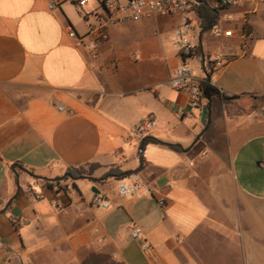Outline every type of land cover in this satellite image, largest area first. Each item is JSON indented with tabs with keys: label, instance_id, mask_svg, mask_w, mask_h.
<instances>
[{
	"label": "crops",
	"instance_id": "crops-1",
	"mask_svg": "<svg viewBox=\"0 0 264 264\" xmlns=\"http://www.w3.org/2000/svg\"><path fill=\"white\" fill-rule=\"evenodd\" d=\"M51 3L0 0V264H264V5L223 9L232 36L201 29L187 59L160 38L182 15L127 23L143 41L124 48L111 26L91 69L69 30L91 41L99 19ZM207 53L229 59L216 75L225 93L180 119L188 94L170 75L187 62L202 77ZM94 163L98 180H61ZM112 167L128 175L101 180ZM119 180L157 191L120 197Z\"/></svg>",
	"mask_w": 264,
	"mask_h": 264
},
{
	"label": "built area",
	"instance_id": "built-area-1",
	"mask_svg": "<svg viewBox=\"0 0 264 264\" xmlns=\"http://www.w3.org/2000/svg\"><path fill=\"white\" fill-rule=\"evenodd\" d=\"M98 4V8L86 10L91 2ZM69 2L77 7L84 15L94 16L99 19L98 25L91 29L89 35L91 41H86L85 36L78 35L70 28L69 35L76 39L77 46H84L89 49L90 60L89 67L94 69L96 62L100 57V50L109 38V27L129 22H143L150 20L156 16H173L182 15L180 25L175 30V47L180 51L183 57L189 58L196 54L195 44L193 41V33L196 29L192 21L191 15L198 21L200 18L198 9L203 4L219 10L218 18L212 23L210 28L214 36H232V30L223 31L220 18V10L248 5L257 7L264 5V0H52L50 8L54 9L62 3ZM217 3L218 6H215ZM99 8L102 9L100 13ZM205 74L202 77L195 76L187 62L175 68L169 78L170 85L178 90L188 94V107L177 112L180 119H188L195 115L197 111L202 110L204 103V90L206 87L213 88L224 95L225 91L220 89L216 83V75L229 61L224 55L215 54L207 59L206 55L201 58ZM63 110V106L60 107ZM156 126L154 115H149L140 121L134 128V133L141 138L150 134ZM156 188L140 181L119 180L117 183V194L120 197L141 199L153 197L156 194ZM92 203L95 206L109 208L110 203L103 196L95 194ZM160 205L165 206L166 201L161 199ZM98 230L96 229V232ZM132 238L143 239V230L138 226H134ZM149 249V246H145Z\"/></svg>",
	"mask_w": 264,
	"mask_h": 264
},
{
	"label": "trees",
	"instance_id": "trees-1",
	"mask_svg": "<svg viewBox=\"0 0 264 264\" xmlns=\"http://www.w3.org/2000/svg\"><path fill=\"white\" fill-rule=\"evenodd\" d=\"M198 13H199L200 25L202 29H205L206 31H208L210 30L212 23H214L215 20L218 18L219 10L209 6L208 4H203L199 7ZM200 49H201L200 45L196 46L195 48L196 53L199 54ZM219 96L220 94L217 90L210 88V87H206L204 90L205 105L209 107L210 102ZM154 142L159 143L156 140ZM170 146L173 149L180 150L178 147L174 145H170ZM88 167L90 168L89 169L86 167L72 168L68 171V173L73 179L82 177V178H88L92 180H98L93 176V174L96 170L100 168V165L97 163H94V164H90ZM127 175L128 173L122 171L120 168L112 167L108 172H106L102 176L101 180L110 179V178L123 179ZM37 178H40V177H37ZM47 183L49 187H54V186L60 187L62 182L50 180Z\"/></svg>",
	"mask_w": 264,
	"mask_h": 264
},
{
	"label": "rangeland",
	"instance_id": "rangeland-1",
	"mask_svg": "<svg viewBox=\"0 0 264 264\" xmlns=\"http://www.w3.org/2000/svg\"><path fill=\"white\" fill-rule=\"evenodd\" d=\"M215 6H218L217 3H214ZM98 8V4L95 3L94 1L90 3V5L87 7L86 10H93V9ZM100 13H102V9L99 8ZM81 12V11H80ZM221 15L224 13L223 10H220ZM167 17H172V16H167ZM192 21L195 24L196 27V36L193 38L195 46L199 45V34L201 32V28L199 27L198 21L196 18L191 15ZM179 22V21H178ZM169 28H162L160 31V38L164 44H166L169 48H173L174 46V41H175V35L174 32L172 33L171 31L168 30ZM112 38H113V43L116 47L118 48H124L127 46H131L134 44H137L139 42H142L143 39H140L137 36V33L135 29L131 25H127V23H122L118 24L117 27H115L113 33H112ZM200 53V51H199ZM214 54L209 55L207 53L206 57L207 59L210 57H213ZM90 168V167H86Z\"/></svg>",
	"mask_w": 264,
	"mask_h": 264
},
{
	"label": "water",
	"instance_id": "water-1",
	"mask_svg": "<svg viewBox=\"0 0 264 264\" xmlns=\"http://www.w3.org/2000/svg\"><path fill=\"white\" fill-rule=\"evenodd\" d=\"M205 31H206V30L203 29L202 34H203ZM200 42H201V39H200ZM208 123H210V118H209ZM68 177H71V176H70L69 174H66V175H64V176L61 178V180H65V179L68 178Z\"/></svg>",
	"mask_w": 264,
	"mask_h": 264
}]
</instances>
